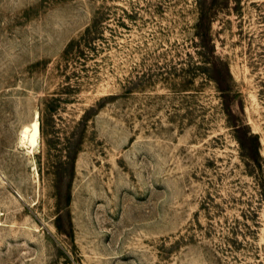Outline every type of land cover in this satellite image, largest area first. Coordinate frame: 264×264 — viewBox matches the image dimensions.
Masks as SVG:
<instances>
[{
	"label": "rangeland",
	"instance_id": "374dc122",
	"mask_svg": "<svg viewBox=\"0 0 264 264\" xmlns=\"http://www.w3.org/2000/svg\"><path fill=\"white\" fill-rule=\"evenodd\" d=\"M0 264H264V0H0Z\"/></svg>",
	"mask_w": 264,
	"mask_h": 264
},
{
	"label": "bare ground",
	"instance_id": "6f19581e",
	"mask_svg": "<svg viewBox=\"0 0 264 264\" xmlns=\"http://www.w3.org/2000/svg\"><path fill=\"white\" fill-rule=\"evenodd\" d=\"M40 137V124L38 115L35 116L33 122L29 125H25L20 133L21 146H25L30 153L34 152L38 146Z\"/></svg>",
	"mask_w": 264,
	"mask_h": 264
}]
</instances>
